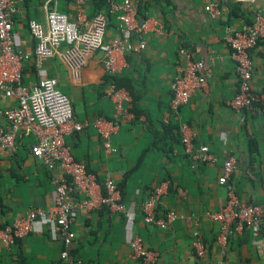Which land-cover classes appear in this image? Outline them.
Listing matches in <instances>:
<instances>
[{"label":"crops","instance_id":"1","mask_svg":"<svg viewBox=\"0 0 264 264\" xmlns=\"http://www.w3.org/2000/svg\"><path fill=\"white\" fill-rule=\"evenodd\" d=\"M131 1L137 19L149 21L145 34L125 31L107 0H85L80 20L73 0H15L19 9L14 26L17 49L29 55L23 84L33 86L41 76L56 79L57 88L71 101L74 121L85 124L83 130L66 137L74 159L99 182L111 174L127 211L125 215L101 207L75 215L72 257L82 264H140L129 255V242L138 236L159 254L160 264H199L192 245L198 236L207 251L202 261L264 264V229L235 233L224 249L217 244L218 225L205 216L226 202L227 190L218 178L223 162L230 157L235 159L230 179L235 194L245 204H264V40L251 53L252 89L258 102L253 109L240 112L229 106L238 79L223 40L226 27L242 30L256 13L264 12V0H216L223 12L219 20H211L204 12L208 0ZM53 8L81 29L99 17L105 21L102 48L87 55L77 71L62 56L65 46L50 59L34 57L35 41L28 21L44 24ZM155 23L162 33L153 31ZM116 40L126 46L116 54L119 65H124L117 77L131 96L132 108L111 138L115 151L106 154L93 121L114 116L106 97L102 57ZM140 41L145 42L142 50ZM180 49L193 60H204L211 76L205 91L196 92L188 105L173 113L170 85L186 65ZM14 104L12 99L0 98V127L6 124L2 111ZM182 123L191 126L196 146L209 148L212 161L194 163L185 155L179 135ZM32 144L33 139L23 135L17 139L15 152L0 147V227L10 225L32 207L47 210L53 205L51 175L30 153ZM161 184L167 195L158 205V214L169 210L177 214L176 221L164 230L146 225L141 211L142 202ZM61 248L60 237L43 225L8 248L0 241V264H60Z\"/></svg>","mask_w":264,"mask_h":264},{"label":"built area","instance_id":"2","mask_svg":"<svg viewBox=\"0 0 264 264\" xmlns=\"http://www.w3.org/2000/svg\"><path fill=\"white\" fill-rule=\"evenodd\" d=\"M73 1L80 20L84 15L85 0ZM108 7L111 13L117 15L125 31L139 35L149 31V21L137 19V8L131 0H108ZM204 12L211 20H219L223 13L216 0H208ZM18 14L15 0H0V98L15 102L12 107L2 111L6 124L0 127V147L13 153L17 149V139L23 135L30 136L33 139L30 153L51 175L54 201L47 210L32 207L24 216L16 217L10 225L0 227V241L8 248L45 225L61 239L60 264H82L71 255L75 240L72 230L75 215L101 207L125 215L127 211L111 174L107 173L99 182L96 175L74 159L66 137L83 130L85 124L74 121L71 101L57 88L56 79L41 76L33 86L23 84V68L29 55L17 49L14 26ZM104 30L102 17L95 19L86 29H81L78 23L55 8L47 12L44 24L28 21L29 34L35 41L34 57L39 61L50 59L65 46L62 56L74 71L85 64L87 55L102 48ZM161 30L162 27L155 23L153 31L162 33ZM223 40L230 50L238 79V90L229 106L236 112L253 109L258 98L252 89L251 53L264 40V12L256 13L253 21L242 30L226 27ZM144 48L145 42L140 41L139 49ZM125 50L124 43L117 40L105 49L102 66L106 76L112 78L121 74L124 65H119L116 54ZM179 53L185 56L186 65L170 85L172 96L169 106L173 113L188 105L196 92L205 91L211 76V69L204 60H193L182 49ZM106 97L113 105L114 116L112 119L96 117L93 127L102 140L103 151L110 154L115 151L111 138L119 132L121 121L130 117L132 100L128 91L112 81L107 84ZM179 135L184 153L192 162L207 163L213 160L207 146L195 145L196 135L189 124L180 125ZM234 170L235 159L230 157L223 162L218 178V183L226 187V202L220 210L205 213L211 222L218 225L217 244L224 249L231 235L245 229H264V204H245L238 198L230 184ZM166 195V186L161 184L142 202V217L146 225L164 230L176 221L174 211L158 214V205ZM192 245L199 264H225L222 261H202L207 251L198 236ZM129 251L130 258L140 264H160L159 254L148 249L138 236L130 240Z\"/></svg>","mask_w":264,"mask_h":264},{"label":"trees","instance_id":"3","mask_svg":"<svg viewBox=\"0 0 264 264\" xmlns=\"http://www.w3.org/2000/svg\"><path fill=\"white\" fill-rule=\"evenodd\" d=\"M107 5H108V0H107ZM110 81H112L114 84H116V86H118V87H122L121 85H120V83L118 82V77L116 76V77H112V78H110V77H106V83H109Z\"/></svg>","mask_w":264,"mask_h":264}]
</instances>
